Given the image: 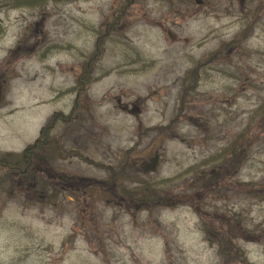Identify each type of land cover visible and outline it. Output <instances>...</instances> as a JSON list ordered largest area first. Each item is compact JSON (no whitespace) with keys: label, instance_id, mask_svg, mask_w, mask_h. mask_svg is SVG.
<instances>
[{"label":"rangeland","instance_id":"obj_1","mask_svg":"<svg viewBox=\"0 0 264 264\" xmlns=\"http://www.w3.org/2000/svg\"><path fill=\"white\" fill-rule=\"evenodd\" d=\"M27 1L0 0L12 164L108 33L73 120L0 169V264H264V0Z\"/></svg>","mask_w":264,"mask_h":264},{"label":"trees","instance_id":"obj_2","mask_svg":"<svg viewBox=\"0 0 264 264\" xmlns=\"http://www.w3.org/2000/svg\"><path fill=\"white\" fill-rule=\"evenodd\" d=\"M34 1V5L39 4L41 2H45L47 0H33ZM24 4H29V2L27 0H17L16 5H24ZM115 20H118V18H116ZM115 23V24H114ZM112 24L116 25V22H113ZM106 33H102L99 36L98 42H97V48L94 51L93 55H96L97 51L99 50V45H100V41L101 38L103 39L105 37ZM89 79V74L87 76V74L85 76H82L79 79V83H84L87 82ZM61 115L59 113H55L54 115H52L50 117V119L47 121V123L42 127V129L40 130V134L39 137L37 138V140L35 141L34 144L28 145L22 152L21 155L19 156L20 162L19 164L15 165L12 164V162L10 160H8L7 158H3L0 159V165H4L8 168H12L15 170H19L20 174L22 176L27 175V173H29V168L32 166L34 158L36 156V150L43 146L47 141H48V133L51 130V128L54 126L57 118H60ZM131 150H128L124 153V155H130ZM206 184V181H204L202 183L203 187ZM150 192H153L152 190H150ZM216 231L214 232L215 235ZM225 254V253H223ZM242 251L241 250H237V254L236 255H241ZM239 258V257H237ZM225 260L228 261L229 260V256L225 255Z\"/></svg>","mask_w":264,"mask_h":264},{"label":"water","instance_id":"obj_3","mask_svg":"<svg viewBox=\"0 0 264 264\" xmlns=\"http://www.w3.org/2000/svg\"><path fill=\"white\" fill-rule=\"evenodd\" d=\"M157 163H158V157H156L155 159L152 160V164L150 166L146 167L145 171L154 170Z\"/></svg>","mask_w":264,"mask_h":264}]
</instances>
